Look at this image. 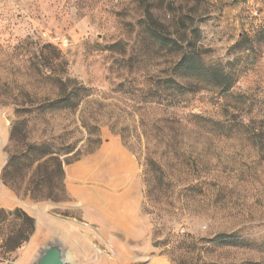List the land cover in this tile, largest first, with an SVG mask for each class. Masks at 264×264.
<instances>
[{"label": "rangeland", "instance_id": "obj_1", "mask_svg": "<svg viewBox=\"0 0 264 264\" xmlns=\"http://www.w3.org/2000/svg\"><path fill=\"white\" fill-rule=\"evenodd\" d=\"M148 1L166 30L199 28L205 62L235 76L230 94L154 103L180 56L152 41L135 0H0V211L36 221L12 254L0 224V264H36L50 246L67 264H264V0ZM27 38L54 45L91 90L76 111L27 118V143L80 154L62 157L64 189L46 200L58 177L36 199L31 173L3 183L16 107L57 97L13 54Z\"/></svg>", "mask_w": 264, "mask_h": 264}, {"label": "trees", "instance_id": "obj_2", "mask_svg": "<svg viewBox=\"0 0 264 264\" xmlns=\"http://www.w3.org/2000/svg\"><path fill=\"white\" fill-rule=\"evenodd\" d=\"M143 7L145 18L143 21L145 32L159 46L169 53L179 55V61L173 69V74L165 80L154 82L150 91V98L156 104H163L175 95H185L202 90H217L221 95L230 94L236 79L235 76L220 64H208L203 59V53L198 47L200 30L197 27L187 26L181 20V25L172 33L165 29L151 11L148 0H135ZM264 40V33L262 36ZM13 54L22 57L28 63L27 70L32 72L40 82L48 83L57 89V97L33 107H16L17 120L13 124L11 143L8 147L10 154L7 166L3 173V183L11 185L15 176L32 174L28 192L34 199L37 198L47 183L58 177V185L48 192L46 199H53L54 191H63L65 178L62 157L73 154L72 160H79V151L73 144L57 145L54 142L27 143L26 128L28 117L58 111H76L90 96L91 90L81 82L67 75V62L61 52L52 44H40L27 38L13 49ZM176 76H181L190 84H180ZM196 116H193L195 119ZM18 143H24L19 148ZM151 171L163 174L154 160L148 161ZM26 173V174H25ZM39 193V194H38ZM12 227L10 235L4 245V253L12 254L23 244L30 241L36 232V221L23 209L12 212L0 211V224ZM232 245V244H228ZM252 264V263H251ZM260 264V263H254Z\"/></svg>", "mask_w": 264, "mask_h": 264}, {"label": "water", "instance_id": "obj_3", "mask_svg": "<svg viewBox=\"0 0 264 264\" xmlns=\"http://www.w3.org/2000/svg\"><path fill=\"white\" fill-rule=\"evenodd\" d=\"M36 264H67L60 247L50 246L44 250Z\"/></svg>", "mask_w": 264, "mask_h": 264}, {"label": "crops", "instance_id": "obj_4", "mask_svg": "<svg viewBox=\"0 0 264 264\" xmlns=\"http://www.w3.org/2000/svg\"><path fill=\"white\" fill-rule=\"evenodd\" d=\"M2 149V147H0V150Z\"/></svg>", "mask_w": 264, "mask_h": 264}]
</instances>
